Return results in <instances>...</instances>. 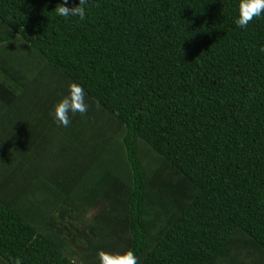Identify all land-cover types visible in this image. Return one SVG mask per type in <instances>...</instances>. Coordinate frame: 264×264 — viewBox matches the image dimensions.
I'll list each match as a JSON object with an SVG mask.
<instances>
[{"label": "trees", "instance_id": "trees-1", "mask_svg": "<svg viewBox=\"0 0 264 264\" xmlns=\"http://www.w3.org/2000/svg\"><path fill=\"white\" fill-rule=\"evenodd\" d=\"M62 2L0 0V264H264V15ZM71 82L88 110L58 126Z\"/></svg>", "mask_w": 264, "mask_h": 264}, {"label": "clouds", "instance_id": "clouds-1", "mask_svg": "<svg viewBox=\"0 0 264 264\" xmlns=\"http://www.w3.org/2000/svg\"><path fill=\"white\" fill-rule=\"evenodd\" d=\"M54 14L57 17H74L83 21L87 15L86 0H79L72 7L68 6V0H63L62 3L56 4ZM261 15H264V0H239L233 23L243 29L253 18ZM87 110L85 89L78 83L71 82L67 85L66 94L52 105L49 114L58 126L68 127L71 116L77 113L84 114ZM97 260L98 264H138V258L131 249L117 253L98 251ZM16 264H22L21 260L17 259Z\"/></svg>", "mask_w": 264, "mask_h": 264}]
</instances>
